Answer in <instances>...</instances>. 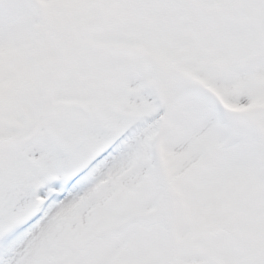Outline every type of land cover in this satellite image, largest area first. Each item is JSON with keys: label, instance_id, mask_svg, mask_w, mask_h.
Instances as JSON below:
<instances>
[{"label": "snow or ice", "instance_id": "1", "mask_svg": "<svg viewBox=\"0 0 264 264\" xmlns=\"http://www.w3.org/2000/svg\"><path fill=\"white\" fill-rule=\"evenodd\" d=\"M0 264H264V0H0Z\"/></svg>", "mask_w": 264, "mask_h": 264}]
</instances>
